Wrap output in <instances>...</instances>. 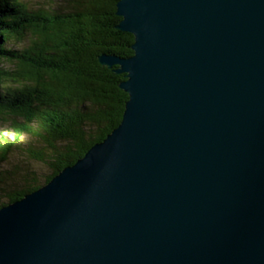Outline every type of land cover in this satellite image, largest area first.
Listing matches in <instances>:
<instances>
[{
    "label": "water",
    "instance_id": "95a60500",
    "mask_svg": "<svg viewBox=\"0 0 264 264\" xmlns=\"http://www.w3.org/2000/svg\"><path fill=\"white\" fill-rule=\"evenodd\" d=\"M119 125L0 208V264H264V0H119Z\"/></svg>",
    "mask_w": 264,
    "mask_h": 264
},
{
    "label": "trees",
    "instance_id": "16d2710c",
    "mask_svg": "<svg viewBox=\"0 0 264 264\" xmlns=\"http://www.w3.org/2000/svg\"><path fill=\"white\" fill-rule=\"evenodd\" d=\"M119 0H0V208L48 183L123 118L135 37Z\"/></svg>",
    "mask_w": 264,
    "mask_h": 264
},
{
    "label": "rangeland",
    "instance_id": "374dc122",
    "mask_svg": "<svg viewBox=\"0 0 264 264\" xmlns=\"http://www.w3.org/2000/svg\"><path fill=\"white\" fill-rule=\"evenodd\" d=\"M23 1L34 3L36 0H23Z\"/></svg>",
    "mask_w": 264,
    "mask_h": 264
}]
</instances>
